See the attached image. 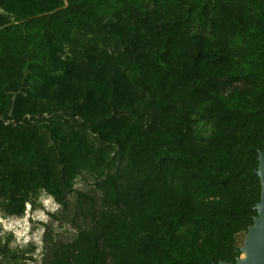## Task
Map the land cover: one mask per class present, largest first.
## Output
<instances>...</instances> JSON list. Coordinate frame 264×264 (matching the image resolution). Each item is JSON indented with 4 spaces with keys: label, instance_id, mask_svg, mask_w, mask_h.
I'll return each instance as SVG.
<instances>
[{
    "label": "trees",
    "instance_id": "16d2710c",
    "mask_svg": "<svg viewBox=\"0 0 264 264\" xmlns=\"http://www.w3.org/2000/svg\"><path fill=\"white\" fill-rule=\"evenodd\" d=\"M263 150L264 0H0V219L53 199L42 264H234Z\"/></svg>",
    "mask_w": 264,
    "mask_h": 264
},
{
    "label": "rangeland",
    "instance_id": "374dc122",
    "mask_svg": "<svg viewBox=\"0 0 264 264\" xmlns=\"http://www.w3.org/2000/svg\"><path fill=\"white\" fill-rule=\"evenodd\" d=\"M82 184L78 183L77 188H81ZM73 199V196H70ZM40 206L34 210L30 209V206H26V211L22 217L16 218H6L0 219L1 228L3 232L13 233V243L12 246H23L29 242H33L35 245V261H28L27 264H42V256L40 250L42 248V237L44 234V229L42 223H49L52 221L49 214H53L59 210V206L53 201L52 198L47 196H42L40 198ZM53 228L55 233L59 235L62 239H67L73 235V230L70 226L64 225L60 226L58 222L53 221ZM245 237H241L239 241V246H242ZM26 241V242H25ZM241 257V254L238 255Z\"/></svg>",
    "mask_w": 264,
    "mask_h": 264
},
{
    "label": "water",
    "instance_id": "95a60500",
    "mask_svg": "<svg viewBox=\"0 0 264 264\" xmlns=\"http://www.w3.org/2000/svg\"><path fill=\"white\" fill-rule=\"evenodd\" d=\"M258 166L255 175L259 177L261 184L260 199L251 207L256 210L257 215L253 223L248 227L242 246L236 247L235 252L247 254L246 260L239 256L234 264H264V150L258 152ZM218 264H231L219 262Z\"/></svg>",
    "mask_w": 264,
    "mask_h": 264
},
{
    "label": "bare ground",
    "instance_id": "6f19581e",
    "mask_svg": "<svg viewBox=\"0 0 264 264\" xmlns=\"http://www.w3.org/2000/svg\"><path fill=\"white\" fill-rule=\"evenodd\" d=\"M246 257H247V254L243 253V254H241V257L240 258L245 261L246 260Z\"/></svg>",
    "mask_w": 264,
    "mask_h": 264
},
{
    "label": "clouds",
    "instance_id": "9594fccd",
    "mask_svg": "<svg viewBox=\"0 0 264 264\" xmlns=\"http://www.w3.org/2000/svg\"><path fill=\"white\" fill-rule=\"evenodd\" d=\"M26 242V241H25Z\"/></svg>",
    "mask_w": 264,
    "mask_h": 264
}]
</instances>
